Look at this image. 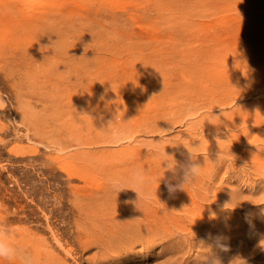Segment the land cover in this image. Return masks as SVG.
<instances>
[{"label":"rangeland","instance_id":"374dc122","mask_svg":"<svg viewBox=\"0 0 264 264\" xmlns=\"http://www.w3.org/2000/svg\"><path fill=\"white\" fill-rule=\"evenodd\" d=\"M262 147L264 0H0V224L19 252L0 264H204L210 248L229 258L233 236L226 251L213 237L206 251L190 239L173 254L157 237L199 214L219 232L224 218L229 229L236 217L264 225V199L213 201L261 196ZM190 152L202 175L170 197ZM134 169L158 199L112 189ZM133 214L159 226L148 249L83 253L92 234ZM260 238L245 264H264ZM35 248L45 259L29 263Z\"/></svg>","mask_w":264,"mask_h":264},{"label":"bare ground","instance_id":"6f19581e","mask_svg":"<svg viewBox=\"0 0 264 264\" xmlns=\"http://www.w3.org/2000/svg\"><path fill=\"white\" fill-rule=\"evenodd\" d=\"M264 149V147H262ZM257 150V149H256ZM259 150V149H258ZM257 150V151H258ZM264 151V150H262ZM261 152V151H260ZM262 153V152H261ZM248 164V163H247ZM252 165V164H251ZM259 168V167H258ZM257 168V170H258ZM264 169V167H260V169ZM248 169V168H247ZM256 170V169H254ZM248 178V177H247ZM231 187V186H230ZM258 193V192H257ZM225 194V193H223ZM218 193L215 195L216 198L213 199L215 202H222L220 205L223 207L227 206H236V207H242L243 205L251 206L250 204H254L259 202L260 200L264 199V191H262V194L258 198H252L247 196L245 199L243 198L239 201L236 199L230 200V197L225 198V195H218ZM221 196L223 198H221ZM194 202V201H193ZM196 203V202H195ZM207 204V203H206ZM113 212H111L112 214ZM75 214V213H74ZM140 215V214H139ZM230 215V212H229ZM136 214H133V217L129 218L127 216H119V220L121 223H117L116 225L112 224L111 229H106L103 230L104 233L100 232V235L92 234L91 240L89 242L84 241L80 244L83 253L88 250L89 244L90 246L95 245L98 249L102 251H107L108 250L112 251V248L114 250H117L118 253L119 251L128 250V253H132L133 249L137 246L140 245L144 249H148L153 242V238H156V234L159 233V226L157 227L156 224L151 225L148 221H145L144 219H137L135 218ZM193 217V216H192ZM191 217V218H192ZM249 219V220H248ZM193 222L187 223L185 222L184 225H180V227L176 225V235L168 234L169 238L167 236H159L157 238L160 239L162 245L160 249V253L167 252L170 254L176 253L177 248H173L170 246H174V244L178 245L179 242L183 240V242L192 240L191 244H187L190 249H194L195 247L199 252L201 251V247L199 245L200 241H204V247L206 251V245L207 243L212 240L213 237H221L223 238L222 240H227V243H229V238L230 236L235 237L232 244L233 245H238V248L233 250L229 254V258L222 257L221 260L223 264H229V261L237 256L242 258L245 262L246 260L251 257L252 255H257L260 249V245L256 242L257 239H261L260 237L264 238V225L259 227L255 223V219L251 216H245L244 219L236 217L233 221L234 227L229 229L228 226V221L229 219L224 218V226L222 227L223 229H226L225 232H219V230L216 228L218 227V223L216 220L209 219V215H194L193 217ZM150 221V220H149ZM71 232V231H70ZM89 233V232H88ZM165 231L163 232L164 235ZM162 235V234H161ZM78 237V236H77ZM213 238V239H215ZM89 239V237H88ZM213 241V240H212ZM55 243L58 248L62 247L61 239L59 237H55ZM231 243V242H230ZM211 249V248H210ZM210 249L206 251V255L209 254L207 257L208 259L212 256L213 251ZM61 250V249H59ZM67 250V249H66ZM179 250V249H178ZM42 249H33V254L31 257L28 256V262L33 263L37 258H42L43 256L41 255ZM66 252H70V249L67 250ZM65 252V253H66ZM54 251L50 252V255H52ZM124 254V253H123ZM46 255V254H45ZM223 255V254H222ZM101 257L102 254L100 252H96L94 256H92L90 259L95 260L97 257ZM33 258V259H32ZM102 257L101 259H103ZM176 258V257H175ZM43 259H45L43 257ZM166 259V258H165ZM167 261H163V264H169V262L172 263V259H166ZM181 260V259H180ZM161 263V262H160ZM204 264H208L205 260H203ZM45 264H48V260L46 261ZM236 264H242L241 261H237Z\"/></svg>","mask_w":264,"mask_h":264},{"label":"clouds","instance_id":"9594fccd","mask_svg":"<svg viewBox=\"0 0 264 264\" xmlns=\"http://www.w3.org/2000/svg\"><path fill=\"white\" fill-rule=\"evenodd\" d=\"M159 142L154 141V143L156 144H159ZM155 154L158 156H170L166 154L165 149L163 153H161L157 149L155 150ZM190 154L192 156L193 162L182 168L181 181L175 184L174 183L166 184V188L170 197H174L178 191H185L186 185L193 184L202 175L203 167L197 162V158L196 159L193 158V154L191 152ZM219 158H220V154H219ZM219 158L217 160H219ZM163 165L165 169H170L174 171L177 167V161L173 157L171 160L164 159ZM109 182L111 184L112 189L117 194L121 191L128 189L134 190L136 193H138L139 196L138 202L143 200L145 203H150L153 197L158 199L156 195L158 187L155 190V192L147 188V185L151 183V181L147 177L146 172L142 169H134L127 180L122 181L119 178H112L110 179ZM128 202L129 201H126V203ZM132 203H135L137 205V202L133 201ZM210 216L214 217L215 213H210ZM222 239L223 238L221 237H216L215 246L223 251H226L227 246L222 242ZM199 245L201 248H205L204 241H200ZM18 254H19L18 249L9 239V230L7 226L0 224V259L13 260L17 258ZM237 261H241L242 264H245V261L239 256L231 259L229 261V264H236ZM208 264H223V262L219 257L212 255L209 258Z\"/></svg>","mask_w":264,"mask_h":264}]
</instances>
